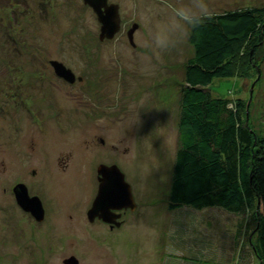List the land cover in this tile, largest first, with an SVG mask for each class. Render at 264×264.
I'll use <instances>...</instances> for the list:
<instances>
[{
    "label": "rangeland",
    "instance_id": "1",
    "mask_svg": "<svg viewBox=\"0 0 264 264\" xmlns=\"http://www.w3.org/2000/svg\"><path fill=\"white\" fill-rule=\"evenodd\" d=\"M109 1L121 30L102 41L83 0H0V264H258L253 211L173 210L169 199L193 20L264 10V0ZM257 47L259 58L210 89L242 100L245 123L264 139ZM102 166L118 167L132 187L137 208L120 226L88 216ZM22 184L41 199L43 222L17 204Z\"/></svg>",
    "mask_w": 264,
    "mask_h": 264
},
{
    "label": "trees",
    "instance_id": "2",
    "mask_svg": "<svg viewBox=\"0 0 264 264\" xmlns=\"http://www.w3.org/2000/svg\"><path fill=\"white\" fill-rule=\"evenodd\" d=\"M189 43L194 57L186 66L181 91L169 207L253 211L258 236L254 252L258 264H264V139L245 123L242 100L232 105L210 89L216 80L234 78L245 58L260 57L264 10L195 18Z\"/></svg>",
    "mask_w": 264,
    "mask_h": 264
},
{
    "label": "water",
    "instance_id": "3",
    "mask_svg": "<svg viewBox=\"0 0 264 264\" xmlns=\"http://www.w3.org/2000/svg\"><path fill=\"white\" fill-rule=\"evenodd\" d=\"M84 4L89 6L96 14L98 21L101 23L100 39L112 40L121 30V18L119 7L109 5L108 0H83ZM138 29V25L134 26L128 33L130 43L134 45V33ZM55 74L69 83L77 81L76 75L72 70L68 69L63 63L58 61L51 62ZM79 81H81L79 79ZM101 184L98 196L95 199L93 208L88 213L90 220L99 218L106 223L115 224L121 215L114 211L128 210L134 211L137 208L132 187L126 182L125 175L116 166L99 168ZM17 204L25 211L42 222L44 219V211L39 198H31L25 185H19L14 189ZM65 264H79L76 258H71L64 262Z\"/></svg>",
    "mask_w": 264,
    "mask_h": 264
},
{
    "label": "flooded vegetation",
    "instance_id": "4",
    "mask_svg": "<svg viewBox=\"0 0 264 264\" xmlns=\"http://www.w3.org/2000/svg\"><path fill=\"white\" fill-rule=\"evenodd\" d=\"M108 3L109 4H111L110 3V1L108 0ZM121 17V16H120ZM101 24V23H100ZM139 27V26H138ZM101 28H102V25H101ZM133 46H135V45H133ZM82 81V80H81ZM80 81V82H81ZM76 83V82H75ZM15 195V194H14ZM31 198H34V197H37V198H39L38 196H30ZM40 199V198H39ZM40 201H41V199H40ZM41 203H42V201H41ZM20 207V206H19ZM42 207H43V211H44V219H45V215H46V213H45V209H44V206H43V203H42ZM21 208V207H20ZM22 209V208H21ZM23 210V209H22ZM130 209H128V210H121V211H115V213L116 214H119V215H121V218H118L117 220H116V223L114 224V225H117V226H120L122 223H123V221H121V219L123 218V215L126 213V211H129ZM24 211V210H23ZM121 212V213H120ZM28 214H30V216L32 217V218H34V220L36 221V222H39L33 215H32V213H29L28 212ZM43 222V221H42ZM122 222V223H121ZM111 228H112V226H111Z\"/></svg>",
    "mask_w": 264,
    "mask_h": 264
}]
</instances>
